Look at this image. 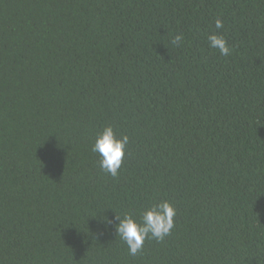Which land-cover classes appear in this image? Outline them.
<instances>
[{
  "label": "trees",
  "instance_id": "obj_1",
  "mask_svg": "<svg viewBox=\"0 0 264 264\" xmlns=\"http://www.w3.org/2000/svg\"><path fill=\"white\" fill-rule=\"evenodd\" d=\"M164 200L130 255L115 215ZM0 264H264V0H0Z\"/></svg>",
  "mask_w": 264,
  "mask_h": 264
},
{
  "label": "clouds",
  "instance_id": "obj_2",
  "mask_svg": "<svg viewBox=\"0 0 264 264\" xmlns=\"http://www.w3.org/2000/svg\"><path fill=\"white\" fill-rule=\"evenodd\" d=\"M224 27L223 21L219 18L215 20V28L220 30ZM183 40V35L178 34L171 40V44L179 46ZM208 46L218 50L221 56H229L232 49L228 46L223 35L213 33L207 36ZM129 138L127 135L117 137L112 126H106L95 137L92 145V152L99 156V167L112 177L118 175L122 159L125 156ZM176 209L167 200L161 201L143 210L140 219L136 220L131 214L125 213L123 217L116 216L114 231L116 235L127 245L129 254L132 256L142 249L146 239H155L158 242L170 235L174 227V217ZM111 225L112 221H106Z\"/></svg>",
  "mask_w": 264,
  "mask_h": 264
}]
</instances>
